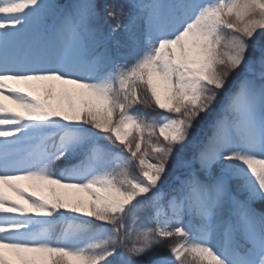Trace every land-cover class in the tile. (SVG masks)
Segmentation results:
<instances>
[{
  "label": "rangeland",
  "instance_id": "rangeland-1",
  "mask_svg": "<svg viewBox=\"0 0 264 264\" xmlns=\"http://www.w3.org/2000/svg\"><path fill=\"white\" fill-rule=\"evenodd\" d=\"M121 2L126 3L128 17L121 16L120 9L110 11L108 6V10L102 9L106 23L115 20L112 19L114 13L117 19L130 25L118 33L121 46L116 59L119 63L111 67L108 64L107 71L99 74V60H87L89 54L86 58L83 56L71 23L56 35L59 44H54L52 51L59 54L58 59H45L48 29L44 30L46 19L40 0H0V47L4 48L2 53H6L1 59L0 78H20L25 85L21 94L0 85V133L8 136L0 143V181L13 176L19 179L16 188L8 183L0 185V264H28L33 253L47 260V264H65L54 260L53 254L58 253L71 257L73 264L94 263L98 258L93 249L98 240L75 242L73 236L67 234L54 241L42 228L51 219L55 221L58 215L97 221L95 217H107V208L118 212L116 218H111L114 224L108 232L114 234L117 243L111 254L116 264H167L186 252L188 241L184 240V233L190 221L189 203L169 196L165 207L162 199L169 195L168 190L173 191L170 182L165 183L170 177L166 166L148 155L137 156L142 149L143 134L138 124L142 112L135 106L138 99L134 85L136 77L145 72L154 97L165 112L163 115L160 112L155 121L158 136L169 143L180 142L183 121L178 109L182 104L199 100L198 87L202 81L217 87L218 95L229 86L233 87L239 79H242V86L264 81V0ZM87 5H82V13L90 9ZM108 11L112 16H108ZM86 17L88 20L89 16ZM8 25L12 27L7 29ZM222 29L227 30V36L235 32L243 39H238L242 48L235 56L240 59H233L232 66L223 62V53L217 55L218 35ZM140 39L144 43V59L139 67V47L134 43ZM247 54L255 56L245 63ZM212 56L216 57L211 60ZM12 65L19 67L15 76L8 72ZM223 74L228 75L227 79ZM86 87L103 90L102 97L112 96L115 110L105 108L108 113L100 116L107 121L106 126H101L107 130L101 139L118 142L119 160L109 171L97 167L92 172H66L59 168L64 164L68 168L74 165L87 147L73 160L65 158L64 161L58 157L47 160L41 145L52 130L46 122H50V117L51 122L60 123L53 110L54 101L62 97V112H66L68 101L71 102L75 94L81 95ZM243 107L235 119L243 123L240 139L247 141L246 152L237 140L229 146V155L212 167H197L190 158L179 165L173 176L221 175L224 199L229 197L231 190L229 178L250 176L249 194L251 199L258 201L259 213L264 216V121L251 112L246 99ZM129 149L134 152H128ZM146 198L159 202L151 219L153 228H148V221L141 218V205L136 207ZM184 210L187 216L182 219L180 214ZM207 210H212L211 205ZM244 217L234 218L226 227L229 248L221 254L220 264H250L241 257L235 258L230 247L231 224L243 221ZM251 219L244 222L252 227L244 232L249 238L255 235L253 228L257 221ZM193 236L192 233L191 238ZM155 241L163 242L164 247L158 248L153 262H146L150 260L146 258L147 248ZM200 247L193 245L191 250L201 254ZM256 264H264V250L259 253Z\"/></svg>",
  "mask_w": 264,
  "mask_h": 264
},
{
  "label": "trees",
  "instance_id": "trees-1",
  "mask_svg": "<svg viewBox=\"0 0 264 264\" xmlns=\"http://www.w3.org/2000/svg\"><path fill=\"white\" fill-rule=\"evenodd\" d=\"M126 1L129 2V0ZM40 2V8L43 10L45 18L50 19L57 11V8L61 6L63 0H40ZM134 2L135 0H133V4ZM84 3H88L87 6H90L86 13L89 19H80L77 27L80 45L84 50L83 53H96L104 67L105 64H110L112 60L115 63H119V59H116L118 58L116 53L121 46V39L118 33L120 30L126 29L130 24L126 23L125 20L121 21L120 18L117 19L118 16L114 13H112L114 15L112 19L115 20L106 23L107 19L102 9L106 10L107 6L110 11L120 9V15L128 17L126 14L129 11L125 8L126 3L121 2V0L118 3L115 0H71L63 16L79 15L82 12ZM103 4L106 5V8ZM128 8L132 9V7ZM112 14L108 11V16H112ZM65 21L67 22L68 19H65ZM107 25L110 28L112 27L113 40L110 48H107L104 38V29ZM226 31V29H222L218 35L219 46L217 55L219 52L223 53L225 55L223 62L232 66L231 61L233 59H240V57L235 56L241 52V42L238 39L242 38L235 32L227 36ZM246 43L251 45L249 42ZM135 45L139 47L137 59L140 60L138 64L140 67L144 59L143 41L140 39L134 43ZM245 50L246 48L242 52L243 56ZM216 56H212L211 60ZM254 56L247 54L245 63ZM227 77L228 75L223 74V78L227 79ZM242 84V79L236 80L234 85H232L233 87L229 86L224 93L218 95L220 91H218L217 87L206 80L202 81L200 87H198L199 100L196 103L188 102V104H182L178 109L181 112L183 121V133L180 142L169 143L156 133L155 121L157 116L160 112L161 115L165 112L160 109V103L154 97L145 72H140L136 77L134 85L136 91L138 90V99L135 106H139L142 110L141 112H143V120L138 122L143 134L142 149L137 156L140 154L148 155L154 160L163 163L168 174H170V177L166 178L165 183L168 184L170 182V187L173 189V191L168 190V193L170 195L177 194L180 198L182 195H186L191 208L188 230L185 233V239L183 238L188 241L186 252L177 260L166 262L167 264H219L216 251L225 245L223 228L224 225H227L228 219L241 213L248 216L252 212L257 213L256 215L259 218L264 219V216L259 213L258 206L260 204L258 201L251 199L252 197L249 194L251 192L250 176L239 175V177L230 180L232 196L229 199H224L221 195L223 185L221 175L217 174L212 178H205L201 174H183L177 178L173 176L177 173L179 165L190 158L193 159V164L197 167L210 168L222 158L227 157L226 149L229 144H232L234 140L240 139L239 136L242 129L241 126L237 125V120L234 119V116L237 110L242 108L246 97L250 101V107L264 121V81L246 84L247 86H242ZM102 91L85 89L81 95H73L74 99L71 102L68 101L69 109L66 112H62L61 98L52 103L53 110L61 121H68L71 125L77 126V128L74 130L68 129L61 133L52 132L50 136L46 137L47 139L44 143L46 148L49 151L54 149V152L51 153L47 150L48 154L52 155L55 153L59 159H64V161H66L65 158L73 160L81 152H84L85 146L87 147L83 156L74 165L68 168L64 164L63 168H59L60 170L77 168L84 171L88 169L92 172L97 170L98 167L109 171L112 165L118 163V142L113 139H101L102 134L107 131L101 126H106L107 121H104L100 116L108 113L107 110L104 111L105 108L115 110L114 103L111 101V94H109L110 97H102ZM110 119L111 117H108V120ZM46 123L51 130L58 128L60 125L58 122ZM240 145H242V150L246 152L244 143ZM61 151H64V153H60ZM128 152L134 151L129 149ZM164 204L166 207V203ZM138 205H141L139 213L141 218L148 221L146 224L148 228H153L151 219L154 211L159 206L158 202L154 199L146 198L142 200V203L136 204V207ZM208 205H211V211L206 209ZM108 209L105 211L107 217H103V219L95 217L97 221H85L76 218H68L65 221H52L51 219L50 222L45 223L42 230L54 241L55 238L66 236L67 234L72 235L75 241L89 240L90 238L96 239L99 243L95 244L96 247L93 250L96 251L98 259L90 264H116L115 256L111 254L116 249L117 243L114 241V234L109 235L108 232L114 224V222H110L111 218L113 216L116 218L118 212L115 213ZM180 215L183 219L187 216L185 211ZM53 217L55 218L56 216ZM260 226L264 229V223ZM192 233L194 236L191 238ZM236 238H238L236 245L239 247L243 243L241 231L237 233ZM193 245L196 247L201 246L200 248H202L203 252L195 254L191 250ZM161 246L164 247V243L159 241H155V243L148 246L146 258L150 260L146 262L155 260V255ZM53 257L55 258L54 260H57V263L62 261L65 264H73L69 256L54 255ZM31 258L32 260L28 264H47V261L38 257L37 253H33Z\"/></svg>",
  "mask_w": 264,
  "mask_h": 264
},
{
  "label": "bare ground",
  "instance_id": "bare-ground-1",
  "mask_svg": "<svg viewBox=\"0 0 264 264\" xmlns=\"http://www.w3.org/2000/svg\"><path fill=\"white\" fill-rule=\"evenodd\" d=\"M11 25L6 26L7 29L11 28ZM4 50L3 47H0V60L5 56L4 53H2V51ZM14 66V65H13ZM19 70V67H13L12 70H10V73L13 74L14 76L17 74ZM0 85L5 86L7 88H9L10 91L15 92L16 94H21L22 90L24 88V83L20 78H15V77H9V78H0ZM8 136L3 135L0 133V143H1V139L2 138H7ZM10 151V149H9ZM12 151L14 152L15 150L12 148ZM11 152V151H10ZM0 167H2V164H0ZM18 177H11L10 179H3V181H0V185H2L3 183H8L10 185H13L15 188L18 185Z\"/></svg>",
  "mask_w": 264,
  "mask_h": 264
}]
</instances>
